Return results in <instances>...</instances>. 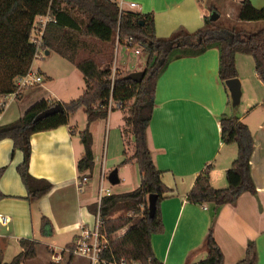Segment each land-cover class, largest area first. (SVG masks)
Masks as SVG:
<instances>
[{
    "label": "crops",
    "instance_id": "1",
    "mask_svg": "<svg viewBox=\"0 0 264 264\" xmlns=\"http://www.w3.org/2000/svg\"><path fill=\"white\" fill-rule=\"evenodd\" d=\"M110 1L117 5L118 13L151 14L158 38L169 37L178 30L195 32L210 16L208 0ZM242 1L223 0V3L236 8L237 13ZM249 1L257 9L264 8V0ZM238 24L254 30L264 22ZM51 54L54 53L48 52L45 56ZM243 56H235L240 99L244 98L241 107H238L239 104L232 106L229 92L218 78L216 48L197 57L170 62L157 80L147 144L155 166L162 172L163 184L173 191L159 207L163 232L152 235L150 240L152 252L161 264H193L204 260L206 253L201 246L210 227L223 254V264H237L243 260L250 242L256 247V264H264V86L255 73L253 61ZM40 67L36 70L43 77L42 84L22 91L17 98L7 96L3 99L6 105L0 113V126L15 122L40 100L61 104L70 102L53 92L52 72ZM77 78L81 80L78 98L85 90V83L83 76ZM112 113L105 118L107 123ZM221 115L238 118L251 133L253 152L250 174L256 194H241L235 205L222 206L212 220L211 206L191 204L186 196L200 174H206L215 189L227 186L225 173L236 158L237 148L221 140ZM73 118L70 117L65 126L35 133L30 138L29 174L52 186L47 194L34 202L26 200L27 192L16 170L22 162V153L13 151L11 140L0 141V216L8 219L6 224H0V257L3 264L11 262L21 253L22 240L38 244L35 259L22 264H54L49 258V251L56 253L57 249L61 251L72 245L80 236V228L92 225L94 221V215L88 208L98 206L97 189L95 200L90 195L92 187L88 184L93 174L82 189L78 187L76 165L83 154V146L80 136L75 139L76 126L71 124ZM119 124H116L118 128ZM91 136L95 166L93 133ZM129 142L133 143L132 136ZM130 156L127 157L124 152L122 160ZM117 178V185L124 189L118 194L138 188L140 173L137 164L131 161L121 166L117 170ZM43 217L53 227L50 237H43L40 233ZM64 264L88 262L80 257H67Z\"/></svg>",
    "mask_w": 264,
    "mask_h": 264
},
{
    "label": "trees",
    "instance_id": "2",
    "mask_svg": "<svg viewBox=\"0 0 264 264\" xmlns=\"http://www.w3.org/2000/svg\"><path fill=\"white\" fill-rule=\"evenodd\" d=\"M208 11L209 14H218L213 5H209ZM46 15L51 21L45 26L42 48L74 65L83 76L85 90L77 99L67 104L60 103L63 113L34 123L38 114L58 104L40 100L15 122L0 126V141L11 140L13 151L22 153V162L16 170L27 192L26 200L37 201L52 188L49 182L35 179L29 174L31 136L67 125L69 118L82 109L86 115V128L80 135L83 154L76 168L79 178L92 174L93 141L89 126L106 118L101 106L108 94L109 67L107 69L103 63L108 58L107 45L116 28L120 42L131 37L147 57L142 81L134 83L126 79L127 75L121 74L115 80L112 94L113 100L123 103L120 110L127 109L123 117L124 126L133 138L132 155L125 157L121 166L134 161L139 169L140 185L131 192L112 194L101 199L98 205L102 220L100 231L105 235L107 246L100 256L107 263L123 260L126 264H161L152 252L150 240L152 235L163 232L159 207L173 191L163 184L162 172L155 166L147 144V129L155 106L157 80L170 62L197 57L216 48L219 59L218 78L222 83L237 79L235 56L240 54L252 59L255 73L264 86V27L238 31L217 26L208 17L195 32L178 30L169 37L158 38L151 14L118 13L117 5L110 0H0V98L15 93V79L30 69L36 52L30 42L33 25L36 18ZM237 20L241 23L264 22V8L257 9L249 0H243L238 6ZM88 40L96 42L98 46L90 45ZM81 50L88 55L79 59ZM18 95L20 93L16 98ZM3 109L0 107V113ZM219 125L222 142L237 148L236 158L225 173L227 186L215 189L209 177L200 174L186 196L187 202L191 204L211 206L212 220L222 206L235 205L241 194H256L250 174L253 140L248 127L238 118L227 115H221ZM151 194L156 196V202L155 213L149 217L147 199ZM88 210L95 214L97 206H90ZM122 211L130 215L115 219L114 216ZM120 231L122 234L117 236ZM40 233L43 237H50L53 233V227L45 217L41 219ZM36 245L34 241H20L21 253L4 264H22L32 260L36 254ZM201 249L206 253L205 259L193 264H223V254L215 242L212 227ZM256 262V247L250 242L244 259L237 264ZM0 264H3L1 257Z\"/></svg>",
    "mask_w": 264,
    "mask_h": 264
},
{
    "label": "rangeland",
    "instance_id": "3",
    "mask_svg": "<svg viewBox=\"0 0 264 264\" xmlns=\"http://www.w3.org/2000/svg\"><path fill=\"white\" fill-rule=\"evenodd\" d=\"M208 1L210 3V6L211 5L215 6V9L218 11L217 14L218 18L217 20L213 21L216 23L217 26L235 28L238 31L248 28L247 26H242L241 24H238L239 22L237 20L236 8H234L231 5L225 6L223 0H208ZM226 14L227 16H225ZM261 27H264V25H262ZM117 31L118 30H116L115 28L112 40L107 45L108 58L106 62L103 63L104 64L103 66L106 67L107 69L109 65H112L114 59ZM123 41L121 42V44L123 43ZM87 42L90 45L94 44L95 46H98L97 43L94 41L88 40ZM87 55L88 53L86 51L81 50L79 51L78 57L79 59H81ZM243 57H246L245 59H250V61H252L249 56H243ZM146 58L147 57L146 55H144L142 50L140 51L139 55H133L132 52H127L124 48L118 47L116 54V64H117L116 67L117 70L119 71V75L121 74L128 75L129 73L132 72L142 71L144 68V64L146 62ZM43 60H45L44 63H42ZM38 66H41L40 67L41 70L47 69L52 72L53 77H51L52 78L51 88L53 92L60 95L62 100L69 102L77 99L78 94H80L81 92L80 91L81 87H79L80 86L79 83L81 80H79L80 78L77 77H82V76H79L80 74L77 72L74 65L56 56L55 54H51L50 56L44 55L40 59H35L34 62L32 63V69L36 70ZM243 99L244 98L241 97L238 107L242 106ZM125 110L114 111L111 114L108 123L106 119H102L97 121V123L92 124L91 127L89 128L90 133H93L94 136V149L96 153V159H95V166L92 171L93 178L92 180L89 181L88 184L92 187L91 190L92 193L90 195L95 200L97 197L95 195V191L97 189L96 187H98L99 185L101 172L103 171L108 178V175L111 171H113L114 169L118 170L121 167L122 155L124 152L126 153L127 157L132 155L133 143L129 142V138L131 137V135L129 133V129H127L124 126L123 117L127 114ZM73 119L74 120L71 121V124L76 126L75 127L76 133L74 136L75 139H77L86 128V115L84 110L82 109L78 111V113L74 116ZM118 122L120 123L119 128L118 126H116ZM120 135L122 136V140H120ZM103 186L105 188H111L112 194H118L124 190L121 185L120 186L111 185L107 179L103 180ZM128 215L130 214L122 211V212H118L114 216V218L116 219L118 217H126ZM121 234L122 231L118 232L117 236ZM103 236L105 237V235ZM72 245L65 247L63 251H59V249H57L58 251H56V253L54 251H49L50 254L49 258L51 259V261H53L54 264H59V263L64 264L65 258L67 257L79 258L70 254ZM37 248L38 245H36L35 257L37 255ZM35 257L33 259H35Z\"/></svg>",
    "mask_w": 264,
    "mask_h": 264
},
{
    "label": "built area",
    "instance_id": "4",
    "mask_svg": "<svg viewBox=\"0 0 264 264\" xmlns=\"http://www.w3.org/2000/svg\"><path fill=\"white\" fill-rule=\"evenodd\" d=\"M131 6H134V4H130ZM51 21V18L46 15L44 17H38L36 18L32 33L30 42L35 47V59H40L45 55V50L42 48V38L43 33L45 30L46 24ZM124 48L127 52H132L133 55H139L141 51L140 45L136 44L133 39L127 38L123 41L121 44L119 40V34L117 31V37H116V46H115V52H114V59L112 62V65H109V74L107 76L108 81V94L105 96L104 99V105L101 106V108L105 111L106 117L113 111L120 110L123 107V103L120 101L113 100L112 94L114 92V85L115 80L119 76V71L116 67V54H117V48ZM33 60V62H34ZM43 77L39 74L38 71L32 69V65L28 72L23 75L19 76L15 79L14 84L16 87L15 93L9 95L10 97L16 98V95L21 93L22 91L35 87L37 85L42 84ZM0 98V107H5L4 99ZM107 179L106 174L102 171L100 176L99 185L97 187V196H98V205L100 204V201L103 197L112 195L111 188H105L103 186V180ZM88 182V177H81L78 180V187L79 189H82ZM206 209V208H204ZM94 215V221L92 225L89 226H83L80 228V236L76 239L74 245H72V249L70 250V254L80 257L83 259H86L89 264H126L123 260L113 262V263H107L106 261L101 259V253L103 249L107 246V241L105 237L101 234L100 228L102 227V220L99 214V209L97 206V211ZM8 221L7 217L0 216V224L4 225ZM63 251V250H61Z\"/></svg>",
    "mask_w": 264,
    "mask_h": 264
},
{
    "label": "water",
    "instance_id": "5",
    "mask_svg": "<svg viewBox=\"0 0 264 264\" xmlns=\"http://www.w3.org/2000/svg\"><path fill=\"white\" fill-rule=\"evenodd\" d=\"M218 15L216 12H211L210 16H209V20L210 21H215L217 20ZM45 55H48V52L46 51ZM144 77V72L143 71H138V72H132L129 73L126 76L127 80H130L134 83H140L142 81ZM225 87L227 88L228 92H229V98L231 101L232 106H236L239 104L240 101V96H241V91H240V83L238 81V79H231V80H227L224 82ZM57 113H63V108L62 105L60 103L54 105L53 107L41 112L40 114H38L33 122H39L49 116H52L54 114ZM108 182L111 185H117L118 184V178H117V169H114L113 171H111L108 175L107 178ZM148 216L152 217L155 213V202H156V196L155 195H149L148 199Z\"/></svg>",
    "mask_w": 264,
    "mask_h": 264
}]
</instances>
